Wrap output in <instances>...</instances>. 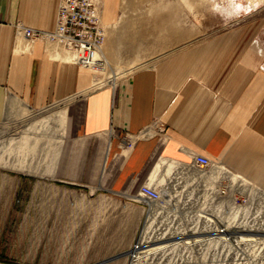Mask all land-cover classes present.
I'll return each instance as SVG.
<instances>
[{
  "label": "crops",
  "instance_id": "crops-1",
  "mask_svg": "<svg viewBox=\"0 0 264 264\" xmlns=\"http://www.w3.org/2000/svg\"><path fill=\"white\" fill-rule=\"evenodd\" d=\"M59 4L0 0V121L16 100L34 110L69 104L75 152L63 161L85 182L69 183L102 194L139 201L140 184L198 154L264 191V58L248 28L172 44L116 85L84 89L91 76L68 50L16 28L53 30Z\"/></svg>",
  "mask_w": 264,
  "mask_h": 264
},
{
  "label": "rangeland",
  "instance_id": "rangeland-1",
  "mask_svg": "<svg viewBox=\"0 0 264 264\" xmlns=\"http://www.w3.org/2000/svg\"><path fill=\"white\" fill-rule=\"evenodd\" d=\"M98 1L105 37H109L110 29L115 31L112 36L116 47L115 59L100 49L102 63L99 66L82 67L77 64L91 76L84 89L116 85L136 67L147 64L167 48L171 49L172 44L196 42L235 27H245L253 33V43L264 58V0ZM162 27L166 28L165 31ZM59 46L64 48L62 44ZM113 71L115 76H112ZM15 103L12 104V112L0 121V264H264V242L260 243L264 238L236 241L238 234H235L236 238L232 233L241 231L238 227H248L250 229H244L246 231L239 235L243 238L263 236L253 235L250 231L260 233L257 227L264 225V216L259 209H238L231 215L226 203L216 212L214 210L218 207L204 205V214L208 213L212 218L210 230L199 224H195L198 227L195 229L182 226L186 231L178 226L167 229L166 224H159L161 233L158 239L171 235L175 240L168 241L166 245L164 241L159 242L161 247L154 254L150 252L132 258V251L139 241L153 236L151 231L158 220L162 218L170 224L185 225L192 219L191 212L182 209L167 213L164 208L160 211V219L159 216L153 218V204L147 202L148 206L132 200L134 195L129 200L114 194H102L95 185L86 188L69 183H85L84 180L72 179L76 174L75 165L63 161L75 152V148L66 146L71 135L68 127L73 109L66 102L46 110H34L18 100ZM19 104L31 112L35 111L36 115L31 116L30 121L44 116L56 118L53 112L58 109L68 111L63 135L55 119L47 123V127H51L44 129L47 132L38 129L23 133L19 128L17 133L20 135L14 133L13 129L17 127L12 121L19 116L14 109ZM21 133L25 136L20 138L22 143L18 139ZM11 136H18L13 141L17 140L20 146L15 148V142L10 144L12 147L8 145L9 140L6 139ZM36 137L38 141L35 140L37 145H34ZM3 159L5 165L1 163ZM22 166H27L28 170ZM215 190L220 189L213 186L211 196L216 202ZM221 232L232 234L236 239H223L225 235Z\"/></svg>",
  "mask_w": 264,
  "mask_h": 264
},
{
  "label": "bare ground",
  "instance_id": "bare-ground-1",
  "mask_svg": "<svg viewBox=\"0 0 264 264\" xmlns=\"http://www.w3.org/2000/svg\"><path fill=\"white\" fill-rule=\"evenodd\" d=\"M92 1L95 4V6L97 7V9H98V18H99V25L98 26H99L100 31L102 32L103 37H102L101 41L97 44V46L95 47V49L93 51V55H92L91 62H90L91 64L89 66H85V67H93V66H96V65H98L102 61L99 58V50L100 49H101V52L102 53L104 52L111 59H113V60L115 59V55H114L115 52H114V50H115L116 47L114 45L115 44V41H114V39L112 37L113 36V33L115 31L113 32V30L110 29V31L108 32L109 37L108 38L105 37V35H106L105 34L106 33L105 32V29H104V26H102L101 25V22H100L99 1L98 0H92ZM101 26H102V29H101ZM162 28H164V27H162ZM108 29H109V27H108ZM159 29H161V27ZM165 29L166 28H164V31H165ZM33 39H36V38H33ZM62 49H66V47L64 46V48L62 47ZM67 49H68L67 54L69 53L68 58L71 59L72 61H74L76 64H78L77 61H76V56H77L76 53L73 50L69 49L68 47H67ZM130 62H132V61H130ZM82 67H84V66H82ZM114 74H115V72L113 71L112 72V76H115ZM15 110H16L15 112L17 114H19V116L14 117L13 118L14 120L12 121V123L15 124L14 127H17L16 129H13L14 133H17V130L19 128H20V130H23L22 131L23 133H24V131H27V130L28 131H30V130H35L36 131L38 129H43V130L44 129H47L48 130L51 127H47V123L48 122H51L54 119H55L56 123L59 124V127L61 126L60 127L61 132L59 131V128H58V131L60 133H62V135H63V133L65 131V121H66V110L65 109H62V110L61 109L60 110L58 109L55 112H53V113L56 114V116H57L56 118L54 116H53L54 118H51L50 116H44V117L40 118V120H35V121L34 120L30 121L31 116H33L35 114L34 113L35 111L34 112H31V111L25 110L22 107H17V109H15ZM24 123H26V124H24ZM44 131H46V130H44ZM53 132H54V130H53ZM32 133H33V131H32ZM18 135H20V134H18ZM22 135L24 136V134L21 133V136L18 139L23 138ZM41 136H42V134H41ZM17 137H12L11 136L12 139L11 138L6 139V140H9L8 141L9 142L8 145L13 144V142H15V144H14L15 145V148L17 146H20L19 145V142H17V140H14L13 141V139H15V138L17 139ZM38 137H36V139L33 140V143H34L35 140H37ZM48 137H50V136H48ZM55 137L57 138V136H55ZM56 138H54L55 139V142H56ZM58 139L59 138H57V140ZM20 142H21V139H20ZM23 142H24V140H23ZM33 143H31V144L28 143V144H30L29 146H31V145H33ZM36 143L37 142H35L34 145ZM48 143H50V141ZM58 145H60V144H58ZM10 146L12 147L13 145H10ZM27 148H30V147H27ZM47 148L48 147H46V149ZM13 149H12V151L14 152L15 150H13ZM55 150H56V148H55ZM19 151L20 150H18L17 152L20 153ZM24 151L22 150V152H24ZM17 156H18V154H17ZM11 157H12V155H11ZM18 157H16V158L19 159L21 156L19 158ZM13 160H14V158H13ZM10 161H11V159H10ZM4 162H6V161L4 160L1 163H3L5 165ZM12 164H13V162H12ZM7 165H9V164H7ZM19 165H21V164H19ZM27 166H22V169L28 170V167ZM168 166H170V164L165 163L163 161V162L160 163V166L158 168L159 169L161 168V170H165ZM13 167H14V164H13ZM29 167H30V165H29ZM31 168H33V167H31ZM171 168H172V170L171 169H167L168 174H165V176L162 178V181L159 180V181H156L154 183H151L153 185L162 186L160 188L161 189L160 190V194H161L162 202H163V205L158 204V202H156V203L155 202L150 203V204H153V208H154V210L151 212L152 213V217L153 218H157V216H159V219H160L161 218L160 216H162L160 211H161V209H164V208H165L164 209L165 212H167V213H168L169 210H173V211L179 210L180 211L182 209L183 210L186 209L187 212H189V213L191 212L190 213V217H192V219H190L187 224L181 225V224H170V222L165 221L164 219L161 218L160 220H158L154 224L155 226H154V228L151 231V233L153 234V236L151 235V236L147 237L146 239H144V240L141 239L139 241V244L137 245V247H135V249L132 251V253H133L132 254V258L135 259L136 257H138V256H140L142 254L150 253V252H151V254H154L156 252V250L159 247H161V246H159L160 244H158L159 242L164 241V244L166 245V244L169 243L168 241H171L172 242L173 239L175 240V238L171 237V235L170 236L163 235V236H161L158 239V237H159L158 234L161 233V231L159 230L160 229L159 224H166L167 229L169 227L171 229V228L177 227V226L179 228H182V229H183L182 226H185L187 228L189 227L190 229L191 228H194L195 229V228H198V227H195V224L196 225L199 224V226H202V227L205 226L206 228H208V230H210V228H211L210 227V223L212 222V221H210L211 215H209L208 213L207 214H204V211H203L204 210V205H206V204H209L211 206H214V208L215 207H218V209L216 208V210H214V212H216L217 210H219V207H221L222 204L226 203L227 204V207H228L227 209L230 212H232L231 215H233L234 212H235V210H238V209H241V210H243V209H245V210H247V209L248 210L259 209V211L261 212V215L264 216V191L262 189L258 188V186H255V184H252L250 181H248L244 177L239 176L238 174H235L233 172H229L227 169L224 168L223 165L215 164V165H213L206 172H200V171H196V170L186 171L184 169L183 164L181 162H177L176 164H173ZM29 171L31 172V170H29ZM186 176H188L189 178L188 179H184ZM223 181L225 182V184L223 183ZM214 185H216L218 189H220L219 187H221L223 185H225L226 188H227V191H226L227 194H225V195L220 194L219 191H216V190L213 192L215 194L216 202L213 201L212 196H211ZM239 195L244 196V199H245V202L244 203L237 202V199L236 198ZM180 197H181V200L183 199V202H181L179 200ZM171 216L173 217L174 214L171 215ZM259 226L260 227L259 228L257 227V229H260L261 230L260 233L251 232V231H250V233H252L253 235H255V234H263V236L260 235V236H254V237L253 236H250L248 238H243L242 235H239V233H241V231L242 232L246 231L244 229H250L248 227H238L237 229H241V231L240 230H237V231H233L232 233L234 235L236 233L238 234V237L239 238H237V236L235 235V237L237 238L236 241H242L243 239H250V240L263 239L264 238V231H263L264 230V225L259 224ZM201 229H203V228H201ZM183 230L186 231L185 228ZM221 233H222L221 235H225V237L223 239H233V238L236 239L232 234L231 235L230 234H226L225 232H221ZM227 236L229 238H227ZM200 237H202V236H200ZM180 239H183L182 241L185 242L184 237H181ZM219 239H221V238H219ZM186 240H189V239H186ZM261 242H264V241H260V243Z\"/></svg>",
  "mask_w": 264,
  "mask_h": 264
},
{
  "label": "built area",
  "instance_id": "built-area-1",
  "mask_svg": "<svg viewBox=\"0 0 264 264\" xmlns=\"http://www.w3.org/2000/svg\"><path fill=\"white\" fill-rule=\"evenodd\" d=\"M98 25V9L92 0H60L53 30H42L22 24H18L16 28L22 31L25 37L31 39L45 37L62 44L66 48L68 47L76 53L77 63L85 67L91 64L93 51L103 37ZM182 164L186 171L206 172L213 165L219 163L207 156L198 154L192 156L190 161L182 162ZM228 171L230 172V170ZM188 178L186 176L184 179ZM223 183L225 184L224 181ZM161 187L147 182L140 184L138 188L139 201L148 206L150 205L147 202H158V204L163 205L160 194ZM219 188L221 194L226 193L224 186ZM239 197H241V200H239ZM141 198L144 201L140 200ZM236 199L237 202H244V197L241 195L237 196ZM179 200H181V197Z\"/></svg>",
  "mask_w": 264,
  "mask_h": 264
}]
</instances>
